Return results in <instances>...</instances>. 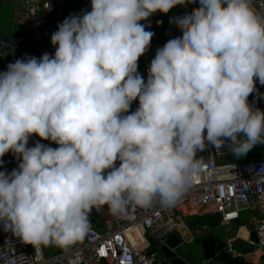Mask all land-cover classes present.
I'll use <instances>...</instances> for the list:
<instances>
[{"label": "clouds", "instance_id": "9594fccd", "mask_svg": "<svg viewBox=\"0 0 264 264\" xmlns=\"http://www.w3.org/2000/svg\"><path fill=\"white\" fill-rule=\"evenodd\" d=\"M179 3L90 0L51 34L54 55L0 72V157L20 159L0 171V227L31 245L34 264L46 248L81 243L93 209L175 206L205 141L219 149L227 138L236 158L264 144V111L247 101L254 77L264 85V11L253 0H199L156 51L146 83L137 72L153 35L138 22ZM33 134L57 147H27ZM262 255L250 253L251 264Z\"/></svg>", "mask_w": 264, "mask_h": 264}, {"label": "built area", "instance_id": "2783aa9c", "mask_svg": "<svg viewBox=\"0 0 264 264\" xmlns=\"http://www.w3.org/2000/svg\"><path fill=\"white\" fill-rule=\"evenodd\" d=\"M253 7L264 11V0H253ZM37 9V6H30L27 13L33 14ZM31 39L39 59L45 53V43L34 24H31ZM15 60L16 52L5 71ZM254 81L255 89L247 101L253 109L264 111V85L255 77ZM222 139L225 143L219 149L205 141L206 147L197 150V175L175 206L162 208L158 202H152L130 208L123 216L109 214L106 206L99 211L93 209L90 215L98 213L101 228H90L85 239L67 251L60 249L52 254L44 250L43 264H162L156 259L155 243L179 232L182 222L178 212L185 205L219 216L224 225L239 220L244 211L261 214L253 230L256 243L250 239L247 243L255 250L264 251V144L263 154L254 160L219 167L216 157L224 154L228 146V139ZM224 251L240 256L234 251L232 242L225 244ZM33 255L31 245L21 243L19 238L0 227V264H34ZM260 261L264 264V255Z\"/></svg>", "mask_w": 264, "mask_h": 264}, {"label": "crops", "instance_id": "0c3cea01", "mask_svg": "<svg viewBox=\"0 0 264 264\" xmlns=\"http://www.w3.org/2000/svg\"><path fill=\"white\" fill-rule=\"evenodd\" d=\"M30 6H37L38 9L33 14L27 13V8ZM192 7H199V0H182V3L175 5L167 13L156 12L151 15L149 17L151 24L146 29V31L153 33L149 44L155 46V48L163 46L173 34L181 31L183 25L179 22V17L182 12ZM158 21L159 23H157ZM46 22L47 15L44 7V0H16L11 6L3 8L2 15L0 16L2 36L11 39L16 50L22 47L31 56L37 59L38 55L36 53V48L31 39V24L37 27L41 33V38L44 40L42 37L44 35L43 31L47 32L45 34L47 35L46 38L49 34ZM11 56L12 55L9 53L0 52L2 72L5 71V66L9 62ZM146 56H149V54ZM140 57L141 62L143 55ZM13 169H16L13 159L8 158L6 154L0 157V171H4L7 174ZM178 213L182 222L181 229L178 233H180L184 242L189 243L191 241H196L199 243L209 234H214L225 244L227 242H232L234 251L241 256L239 257L248 264H251L249 254L258 250L248 245L247 240L249 239L250 232L255 228L258 220L257 218L252 217L250 222H243L239 217L237 222L234 221L232 224L224 225L221 223L219 216L209 214L203 209H191L185 205ZM216 218L219 219L218 224L216 223ZM222 225L228 226L229 230H233L234 233H218V228ZM96 227L100 229V223H96ZM240 228L241 232L239 231ZM50 248H46L48 252ZM214 264H220L219 260H215Z\"/></svg>", "mask_w": 264, "mask_h": 264}, {"label": "water", "instance_id": "95a60500", "mask_svg": "<svg viewBox=\"0 0 264 264\" xmlns=\"http://www.w3.org/2000/svg\"><path fill=\"white\" fill-rule=\"evenodd\" d=\"M16 0H0V16L2 9L11 6ZM44 7L47 15V32L43 31L44 50L49 56L54 55L55 46L51 44L50 37L53 32L57 30V25L70 15H82L84 12L90 11V0H44ZM159 12V11H157ZM153 15V14H152ZM138 23L145 26V30L150 26L149 17L146 20H141ZM33 43V42H32ZM162 46L156 47L149 44L146 48L140 62L137 60V72L140 74L144 82H147L148 69L156 51ZM16 49L13 46V41L7 37L2 36V29L0 27V52L9 53L12 55ZM149 56H146L148 55ZM0 72H2V61L0 60ZM139 106L138 98L133 100L129 106L128 112L122 115H128L134 112ZM41 143L46 146L56 148L54 142L41 140L40 137L33 134L28 139L27 147L35 146V143ZM8 158L13 159L14 165L18 168L20 159L11 152L5 153ZM217 166L221 167L223 164H232V155L228 151V146L225 148V153L216 157ZM119 160L115 161V166L118 167ZM90 228H97L96 223H99L98 213H92L89 216ZM237 222V220H235ZM99 225V224H98ZM250 241L256 243L255 232H250ZM156 259L162 264H214V261L219 258L221 252L225 249V243L218 239L214 234H209L204 240L197 243L191 241L186 243L183 241L180 233L173 232L169 234L162 242L155 243Z\"/></svg>", "mask_w": 264, "mask_h": 264}, {"label": "rangeland", "instance_id": "374dc122", "mask_svg": "<svg viewBox=\"0 0 264 264\" xmlns=\"http://www.w3.org/2000/svg\"><path fill=\"white\" fill-rule=\"evenodd\" d=\"M229 143L230 141L228 140V151L229 153L232 155V162L233 163H240V162H248V161H252L254 160L255 158L261 156L263 154V151H262V144H257L256 146H254L251 150L248 151V153L245 155V156H242V157H239V158H236L230 151L229 149ZM240 220H242L243 222H250L252 217L254 218H257V219H260L262 216L261 214H258L256 212H250V211H244V212H241L240 215ZM239 231L241 232V228L239 229ZM218 233L220 234H233V230H229L228 226H220L218 228ZM237 233V231H236ZM45 252L47 253V249H44ZM60 251L59 248H50V253L52 254H56Z\"/></svg>", "mask_w": 264, "mask_h": 264}, {"label": "trees", "instance_id": "16d2710c", "mask_svg": "<svg viewBox=\"0 0 264 264\" xmlns=\"http://www.w3.org/2000/svg\"><path fill=\"white\" fill-rule=\"evenodd\" d=\"M17 59H24L27 57H32L24 48L19 47L16 50ZM49 141V140H47ZM217 219V218H216ZM216 223H219V219L216 220ZM220 264H248L242 258L227 254L225 251L221 252L218 258Z\"/></svg>", "mask_w": 264, "mask_h": 264}, {"label": "snow or ice", "instance_id": "6c2138e0", "mask_svg": "<svg viewBox=\"0 0 264 264\" xmlns=\"http://www.w3.org/2000/svg\"><path fill=\"white\" fill-rule=\"evenodd\" d=\"M101 252L103 253V249H101Z\"/></svg>", "mask_w": 264, "mask_h": 264}]
</instances>
